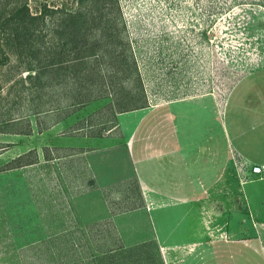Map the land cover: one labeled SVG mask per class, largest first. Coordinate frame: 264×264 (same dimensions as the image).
<instances>
[{
  "label": "rangeland",
  "instance_id": "obj_1",
  "mask_svg": "<svg viewBox=\"0 0 264 264\" xmlns=\"http://www.w3.org/2000/svg\"><path fill=\"white\" fill-rule=\"evenodd\" d=\"M28 1L32 12H45L35 33L42 60L50 52L55 59L88 58L55 65V82L47 85L48 72L27 77L24 53L8 51L0 32V264H64L68 258L99 264L89 260L93 256L102 264H164L153 242L104 251L100 244H115L111 227L107 233L79 225L98 217L107 203L97 190L101 180L108 195L116 190L125 198L108 202L114 210L139 204L127 161L120 158L118 170L111 154L113 169L95 172L90 185L76 150L53 147L78 142L69 130L85 117L113 119L108 98L75 100L100 92L98 72L108 82L110 70H120L125 39L139 77L123 83L124 89L141 95L143 88L146 106L182 100L188 108V101L216 100L222 178L205 201L204 263L264 264V186L248 193V200L244 192L251 182L264 181V172L251 173L252 165L264 162V137H256L264 135V0ZM110 136L96 143L115 144L117 135ZM244 141L255 159L239 151Z\"/></svg>",
  "mask_w": 264,
  "mask_h": 264
},
{
  "label": "crops",
  "instance_id": "obj_2",
  "mask_svg": "<svg viewBox=\"0 0 264 264\" xmlns=\"http://www.w3.org/2000/svg\"><path fill=\"white\" fill-rule=\"evenodd\" d=\"M215 101V98H199L186 102L189 106L183 108L182 100H172L117 112L110 121L92 122L85 117L71 127L69 136L74 137L70 138L79 137V141L53 147L76 150L78 159L83 161L88 171L85 182L91 185L94 173L105 166L113 169L109 158L116 154L117 161L116 158L110 161L114 165L127 161L129 174L138 187L139 200L138 205L114 210L108 202L125 198L116 190L109 191L111 196L108 195L106 182L101 180L98 182L100 190H97L101 201L107 203L98 217H87L90 222L86 218L80 224L75 221V226H99L107 233L110 231L106 227H111L115 244L113 241L100 244L104 251L113 252L153 242L164 264H205L201 251L206 243L205 201L209 198L210 187L218 188L222 178L218 145L221 120L215 111ZM113 134L117 135L115 144L96 143L100 139H109ZM256 137L260 141L264 135ZM238 149L248 158L255 159L246 147ZM255 164L264 165V162ZM116 169L121 170L122 166ZM119 175L123 176L122 173ZM259 185L264 186V181L260 184L253 181L244 188L247 200L248 193L252 196L253 189ZM71 247L75 249L77 244ZM89 260L102 264V259L95 256ZM76 261L77 258H68L64 264H75Z\"/></svg>",
  "mask_w": 264,
  "mask_h": 264
},
{
  "label": "trees",
  "instance_id": "obj_3",
  "mask_svg": "<svg viewBox=\"0 0 264 264\" xmlns=\"http://www.w3.org/2000/svg\"><path fill=\"white\" fill-rule=\"evenodd\" d=\"M9 3V8H8ZM45 12L39 10L38 12H32L29 7L28 0H0V32L2 38L6 43H8V51H12L14 56L20 57L21 53H24V58L27 60L26 66H24V70L27 71V77L30 78H38V74H43V72H48L50 76L46 79L47 85H51L52 82H55V79L51 76V70L55 65L66 61L67 63L72 61H79L88 58L87 55L84 56H72L71 58L68 56H64V58L55 59V56L52 52L48 53L46 60H42L38 55L37 50L39 49L37 46V41L35 38V33L38 32L40 28V24L43 23V17ZM73 14L68 11L66 13L65 18L69 19ZM42 27V26H41ZM8 29V30H7ZM8 31V32H7ZM125 50L124 55L120 58V70L116 68L114 70H110L109 72V80L105 82V74L98 72V88L96 96H88L87 98H78L75 100L76 103H85L89 100H94L99 98H108L106 106L108 107L107 112L110 113L111 118L114 119V116L117 112L129 111L137 108H141L147 105L146 96L144 93V89L142 88V94L138 95L133 93V87H125V82L132 79V76L139 77V72L136 66L134 55L131 51L130 44L128 39L124 40ZM4 43V44H6ZM51 45L53 43H50ZM1 46H3L1 44ZM73 46L71 50L74 48ZM26 51V52H25ZM70 52V50L68 51ZM97 57V54H91L90 57ZM47 67V68H46ZM46 68V69H45ZM67 68V66H66ZM67 70V69H66ZM64 72V75H68L71 73V70ZM77 72L74 70L72 73ZM122 74V76L120 75ZM105 79V80H104ZM111 79V80H110ZM87 81H91L92 77L88 76ZM61 80L58 81L61 84ZM90 82V83H91ZM52 86V85H51ZM96 92V93H97ZM112 119V120H113Z\"/></svg>",
  "mask_w": 264,
  "mask_h": 264
},
{
  "label": "built area",
  "instance_id": "obj_4",
  "mask_svg": "<svg viewBox=\"0 0 264 264\" xmlns=\"http://www.w3.org/2000/svg\"><path fill=\"white\" fill-rule=\"evenodd\" d=\"M251 172L254 174H261L264 172V165L254 164L251 166Z\"/></svg>",
  "mask_w": 264,
  "mask_h": 264
}]
</instances>
